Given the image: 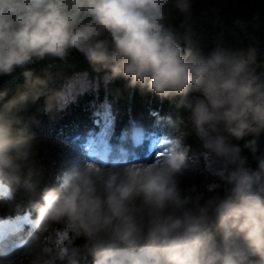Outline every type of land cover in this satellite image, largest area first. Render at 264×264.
<instances>
[{"label":"clouds","instance_id":"1","mask_svg":"<svg viewBox=\"0 0 264 264\" xmlns=\"http://www.w3.org/2000/svg\"><path fill=\"white\" fill-rule=\"evenodd\" d=\"M192 14L193 0H0V77L24 69L14 95L0 91V200L20 188L30 194L23 217L0 219V240L16 236L29 264H80L77 238L93 264H264V159L244 167L241 145L231 142L251 136L243 147L258 150L264 76L251 50L205 52ZM73 51L108 81L187 111L203 154L219 164L223 194L216 182L182 187L191 145L170 114L158 122L178 135L161 137L151 162L101 155L89 140L38 189L35 137L18 113L42 96L46 113L60 111L71 97L29 66ZM0 264L16 262L5 254Z\"/></svg>","mask_w":264,"mask_h":264},{"label":"trees","instance_id":"2","mask_svg":"<svg viewBox=\"0 0 264 264\" xmlns=\"http://www.w3.org/2000/svg\"><path fill=\"white\" fill-rule=\"evenodd\" d=\"M179 22L176 20L177 24ZM191 27L195 33L194 41L205 52L218 44L253 51L254 67L264 76V0H193ZM29 68L35 75L47 78L50 89H63L72 81L82 83L81 89L69 92L71 98L63 110L46 113L42 96L35 102L30 101L18 113L35 137L34 168L39 174L38 189L52 184L56 172L73 157L82 155L83 145L92 139L95 142L93 148L101 155L107 145L110 158L118 157L124 151L136 162H151L157 158L153 150L156 141L164 136L178 135L173 128L158 122V116L170 114L186 133L184 143L191 145V167L181 177L182 187L196 184L203 190L205 185L216 182L221 185L217 191L223 194V184L213 174L218 162L211 156L205 157L189 121V113L178 109L175 101H161L152 93L129 88L123 79L108 81L105 72L96 71L76 51L66 60L46 59ZM23 72L24 69L17 68L11 75L0 77V91L7 89L9 97L14 95L24 83ZM103 125L108 130L102 131L103 140L98 150L95 136ZM137 130L140 134L135 138ZM248 139L252 137L240 141L232 139L231 142L241 145V156L246 158L243 166L255 169L258 161L264 159V134L257 138L255 153L243 147ZM29 195L20 188L11 202L0 200V219L23 217L29 209ZM20 222L26 232L28 225ZM74 243L80 247V264H93L83 238L75 239ZM16 244V236L8 235L0 240V256L6 254L16 264H29L23 249Z\"/></svg>","mask_w":264,"mask_h":264},{"label":"rangeland","instance_id":"3","mask_svg":"<svg viewBox=\"0 0 264 264\" xmlns=\"http://www.w3.org/2000/svg\"><path fill=\"white\" fill-rule=\"evenodd\" d=\"M81 85H82V83H79V82H75V81H72V82H69V83H67L66 85H65V87L63 88V89H67V91H68V93L69 92H75V91H77L78 89H81ZM103 130H108L107 128L105 129V126L103 125L100 129H99V131H97L96 132V136H95V139H96V141H97V144L95 145L96 146V148L98 149V150H100V147H101V141L103 140V136H101V133H102V131ZM140 134V131L139 130H137L136 132H135V138H137V136ZM139 137V136H138ZM92 142H94V140L92 139L91 140ZM95 143V142H94ZM94 143L92 144V146H94ZM153 145H154V143H152V146L150 147V148H152L153 147ZM163 145H159V144H156L153 148V150L155 151V155L158 153V152H160V151H162L163 150ZM160 148H161V150H160ZM104 154H108L109 155V148H108V146L107 145H105L104 146V151H103V154L102 155H104ZM157 156V155H156Z\"/></svg>","mask_w":264,"mask_h":264},{"label":"snow or ice","instance_id":"4","mask_svg":"<svg viewBox=\"0 0 264 264\" xmlns=\"http://www.w3.org/2000/svg\"><path fill=\"white\" fill-rule=\"evenodd\" d=\"M157 144H163V140L162 139H159L158 141H156Z\"/></svg>","mask_w":264,"mask_h":264}]
</instances>
